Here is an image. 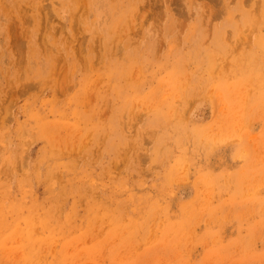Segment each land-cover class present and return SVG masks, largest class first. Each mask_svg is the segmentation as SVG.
<instances>
[{"label":"rangeland","instance_id":"1","mask_svg":"<svg viewBox=\"0 0 264 264\" xmlns=\"http://www.w3.org/2000/svg\"><path fill=\"white\" fill-rule=\"evenodd\" d=\"M0 264H264V0H0Z\"/></svg>","mask_w":264,"mask_h":264}]
</instances>
